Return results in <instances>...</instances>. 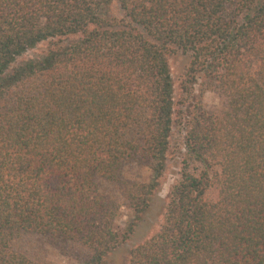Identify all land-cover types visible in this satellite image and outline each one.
I'll list each match as a JSON object with an SVG mask.
<instances>
[{"label":"trees","instance_id":"16d2710c","mask_svg":"<svg viewBox=\"0 0 264 264\" xmlns=\"http://www.w3.org/2000/svg\"><path fill=\"white\" fill-rule=\"evenodd\" d=\"M179 52L194 100L176 113ZM199 79L226 110L190 90ZM176 124L195 161L127 264H264V0H0V264H47L16 248L28 235L107 264L152 205ZM133 164L153 178H125Z\"/></svg>","mask_w":264,"mask_h":264},{"label":"rangeland","instance_id":"374dc122","mask_svg":"<svg viewBox=\"0 0 264 264\" xmlns=\"http://www.w3.org/2000/svg\"><path fill=\"white\" fill-rule=\"evenodd\" d=\"M117 3H113L107 15H120ZM47 44H38L35 48L27 51L18 57L15 64H20L25 60L37 58L43 55ZM192 58L189 53L182 52L173 54L169 57V65L174 83V104L176 113L180 110L186 111L187 105L193 102V97L184 91V84L187 78V71ZM193 85V86H192ZM194 94H203V101L207 109L213 112H222L227 109V99L213 89L201 86V79L196 84H192ZM185 126L176 124L170 140V149L166 161L167 170L162 178V184L156 191L150 209L143 215L137 224L134 232L129 238L119 244L109 256L107 264H127L131 250L137 245L148 240L159 229L164 221L167 206L168 194L171 186L180 178V169L183 161H195L185 149ZM193 167H196L193 164ZM124 177L127 179H137L140 181H150L153 178L152 171L144 164H133L125 169ZM110 190L115 195H119L118 185H109ZM134 212L123 207L117 219L119 231L125 232L132 221ZM16 248L27 254L30 258L47 264H86L88 261L87 253L81 248H77L70 243L53 241L50 238L28 235L23 237L16 244Z\"/></svg>","mask_w":264,"mask_h":264}]
</instances>
